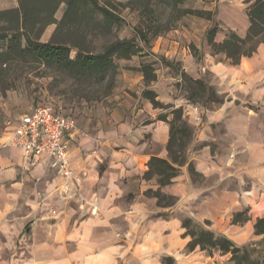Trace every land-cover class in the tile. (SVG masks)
Returning a JSON list of instances; mask_svg holds the SVG:
<instances>
[{
	"label": "rangeland",
	"instance_id": "374dc122",
	"mask_svg": "<svg viewBox=\"0 0 264 264\" xmlns=\"http://www.w3.org/2000/svg\"><path fill=\"white\" fill-rule=\"evenodd\" d=\"M15 1L0 0V11L16 4L18 7ZM60 1L52 16L46 14L44 21L49 19L51 24L42 26L40 19L30 18L26 26L30 38L41 43H65L71 47V58L78 50L97 55L118 41H130L137 52L128 58L114 55L102 80L79 79L68 71L17 56L7 41L11 32L5 30L2 35L6 39L0 40V147L20 116L38 107H49L75 120L80 156L89 165L97 161L100 171L109 161L125 160L124 155L134 157L138 163L139 156H146L144 165L138 164L136 170L127 168L121 178L120 188L125 194L120 205L138 211L132 221H140L143 231L132 226L129 238L146 240L145 250L150 256L161 252V245L166 250L178 242H189L182 228L186 219L191 220L193 230H209L208 222L197 220L206 211L205 204L209 203L208 208L233 209L238 207L237 195L252 189L255 194H264V177L254 185L247 176L250 170L261 166L264 92L230 85L232 93L226 94L205 67L210 57L214 62L231 65L223 54H213L207 33L217 28L215 43L222 42L229 30L243 38L249 27L246 10L253 1L181 0L174 8L167 0H96V6L87 0L79 2L69 14L67 0ZM99 8L107 9L118 20L107 21ZM185 10L204 13L184 14ZM2 25L8 27L5 21ZM24 44L20 37L21 47ZM142 65L146 73L141 71ZM198 79L208 85L214 80L212 90L201 91L193 82ZM188 84L193 88L195 103L189 100ZM150 97L159 103L157 108ZM218 100L221 103L215 102ZM176 109H182V119L192 130L187 140L188 163L179 168L172 184L158 187L154 178L144 181L142 175L151 156L167 159L170 122ZM120 123L126 128H119ZM150 123H154L152 131L145 127ZM189 165L193 173L189 172ZM149 189L160 190L166 198L159 202L146 196ZM77 199V207H92L81 194ZM245 211L243 208L241 212ZM161 221H173L179 227L176 231L164 230L158 224ZM116 224V237L121 238L119 234L128 230V222L121 220ZM247 247L255 251L250 245ZM177 250L179 255L190 253L185 246ZM194 250L196 255L201 252L199 247ZM209 263L231 264L218 257ZM162 264L169 263L162 259Z\"/></svg>",
	"mask_w": 264,
	"mask_h": 264
},
{
	"label": "crops",
	"instance_id": "0c3cea01",
	"mask_svg": "<svg viewBox=\"0 0 264 264\" xmlns=\"http://www.w3.org/2000/svg\"><path fill=\"white\" fill-rule=\"evenodd\" d=\"M14 8L17 4L10 9ZM205 65L226 94L232 93L231 86L258 88L264 92V42L253 56L241 59L237 66L214 62L212 57ZM210 81L209 86H214V80ZM261 103L264 104V93ZM153 126L154 123H150L145 127L152 131ZM119 128H126V125L120 123ZM262 132L264 136V130ZM76 134L69 139L70 165L73 173L82 177L79 194L95 208L94 214L92 207H77V195L73 193L66 202L58 199L57 189L63 178L47 167L44 157L40 159L41 165L31 166L23 162L20 150L0 147V264H162L164 258H171L173 264H210L209 261L216 257L229 261L230 256L219 252L205 256L204 251L196 255L193 250L179 255L177 248H186V242H178L166 250L161 245V252L148 255L146 240L129 238L132 226L143 231L140 221L139 224L132 221L138 211L132 206L124 208L120 205L125 194L120 188L121 178L128 172L127 168L136 170L138 164L144 165L146 156H139L138 163L134 157L124 155L125 160L109 161L105 170L100 171L97 161L95 165H89L82 160ZM262 151L261 166L247 175L254 185L264 177ZM254 192L252 189L237 195L238 207L233 209L208 208L209 203L205 204L206 211L197 220L208 222L209 231L225 236L236 246L250 245L255 253L264 254V245L260 244L262 237L254 233L256 219L264 218V194ZM243 208L248 211L249 220L233 224L234 214ZM121 220L128 222V230L117 238L116 223ZM158 224L164 230L176 231L179 227V223L173 221ZM155 246L158 248L159 244L155 243Z\"/></svg>",
	"mask_w": 264,
	"mask_h": 264
},
{
	"label": "trees",
	"instance_id": "16d2710c",
	"mask_svg": "<svg viewBox=\"0 0 264 264\" xmlns=\"http://www.w3.org/2000/svg\"><path fill=\"white\" fill-rule=\"evenodd\" d=\"M18 7L0 11V40H5L6 36L2 33L10 31V39L7 40L9 48L16 51L19 57H29L48 67H55L60 70H65L71 73L75 78L93 77L98 80L104 78L105 73L112 65V58L114 55L117 57L128 58L134 55L137 51L134 50L133 44L130 41H118L107 46L103 52L93 55L85 54L78 50L74 58H71V47L62 42L49 41L41 43L27 34V24L30 18L39 21L42 26L51 24L53 21H44L48 16H52L55 8L62 1L60 0H16ZM81 1L87 0H67L66 14L72 13L77 9V5ZM96 6V0H89ZM171 5L176 8L181 0H167ZM253 1L247 7L246 16L249 20V27L246 35L241 38L235 32L228 31V34L220 43L213 42V38L217 32V28L213 27L207 33L210 46L213 49V54H223L229 60L232 66H237L241 59L250 58L253 56L258 46L264 42V0H250ZM107 21L112 19L118 20L110 11L105 8H99ZM202 11L185 10L184 14L202 15ZM46 15V16H45ZM64 20V19H63ZM4 21L8 23V27H4ZM43 21V22H42ZM35 24V23H34ZM22 30V33L16 31ZM20 37H23L25 44L23 47L20 45ZM141 40L146 41L144 36L140 37ZM141 71L147 72L146 67L142 65ZM197 87L209 93L211 87L202 82L201 80H194ZM189 93V100L195 103L193 97L194 92L191 85H186ZM154 108L159 106L154 98H148ZM221 103V101H215ZM175 117L170 122L169 139L166 146L167 159L158 157H151L147 162V170L142 175V180L149 181L155 179L158 187L168 186L172 184L173 179L178 176L179 168L186 165V149L188 139L192 135L191 127L188 122L182 119V109L173 111ZM163 120V119H161ZM165 121V119H164ZM189 172L193 173V167L189 165ZM151 195L153 198L160 200L166 198L160 190L145 191V195ZM171 197V196H170ZM159 207H164L158 205ZM171 206V204L169 205ZM243 216V218H242ZM249 220L248 211L236 213L233 216V224H242ZM191 220L186 219L182 222V228L185 229L184 236L190 238L187 243L186 250L192 252L196 247L201 251L212 255L213 252H219L221 255L230 256L229 262L231 264H262L264 263V256L259 257L255 251H249L248 247H238L231 240L222 235H217L209 230L199 229L198 231L190 228ZM254 233L256 236H261V245H264V218H258L254 224ZM169 264L173 263L171 258H164Z\"/></svg>",
	"mask_w": 264,
	"mask_h": 264
},
{
	"label": "built area",
	"instance_id": "2783aa9c",
	"mask_svg": "<svg viewBox=\"0 0 264 264\" xmlns=\"http://www.w3.org/2000/svg\"><path fill=\"white\" fill-rule=\"evenodd\" d=\"M77 131L75 120L49 107H38L18 118L3 147L21 151L22 160L31 166L41 165V157L48 168L57 172L63 183L57 196L67 200L71 193L79 194L80 174H74L71 165L69 139ZM95 213V208L91 210Z\"/></svg>",
	"mask_w": 264,
	"mask_h": 264
}]
</instances>
